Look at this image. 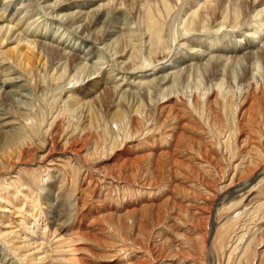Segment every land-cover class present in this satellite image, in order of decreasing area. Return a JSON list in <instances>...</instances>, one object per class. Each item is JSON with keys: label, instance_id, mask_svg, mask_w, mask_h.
Instances as JSON below:
<instances>
[{"label": "rangeland", "instance_id": "rangeland-1", "mask_svg": "<svg viewBox=\"0 0 264 264\" xmlns=\"http://www.w3.org/2000/svg\"><path fill=\"white\" fill-rule=\"evenodd\" d=\"M43 1L0 0V15H12V17L16 15V20L20 17V25H23V21L26 23L44 19L51 21L52 13L49 14V8L44 9L46 6L43 5ZM81 1L102 2V0H62L59 4L70 5ZM197 1L198 3L205 2V4H208L210 0ZM238 1L237 4H239ZM247 1L249 2V0ZM140 3H142L140 0L109 1V5L113 9L126 11L133 22H136L138 16H140V9H142ZM42 5L44 8L41 7ZM22 7L27 12H22L19 15L17 12ZM177 7L173 6V9L175 10ZM219 7L216 6L214 11L209 12L207 15V18H209L208 25L214 27L218 22L217 20H221L222 13ZM1 8L4 9L1 10ZM254 13L255 11L252 9L250 12L252 21L257 19V16L256 19L254 18ZM182 17L184 19L188 18L183 13L181 14ZM176 22L178 23V21ZM243 28L245 29V26L242 29L239 28V30L236 27H231L232 30L226 27V30L224 29L216 34L213 30L212 33H208L201 30L200 26H195V29L190 27L191 30L185 33L182 31L183 27L179 24L177 30L182 31L181 37L170 43L165 51L166 56H160L151 64L156 66L154 68L155 76L159 78L164 75L163 72L170 71V69L175 70L176 67L174 66L183 69L186 66L195 64L202 68L200 64H205L207 57L211 55V53H207V50L203 52L202 47H198L197 50L193 48L199 55L195 60L182 61L176 54L179 51L187 52L185 45H180L184 42V40L182 41L183 38L192 42L194 36L196 38L200 35L204 36L203 33H207L203 41L208 39V36L210 39L211 37L216 39L220 37L229 38V41L234 43L236 47L235 53H238L237 55L240 57L247 56L252 51L264 52L262 42L252 41L253 46L251 49L247 47L249 34L244 33ZM54 29L51 27L48 32ZM60 29L61 27L57 30ZM57 30L52 33V38L58 35ZM238 35L242 37L238 38ZM215 38L212 39L216 41ZM12 44H3L0 50L4 51L7 47H13L14 44ZM95 50H98L96 45ZM98 52H100V61L97 64L99 75L105 73L108 69L114 70L111 77L122 72L127 77L143 75V73H140L137 64H133L132 69L118 71L116 60H112V57L109 58L100 50ZM96 55H99V53ZM215 55H218V53ZM227 56V58H230L229 55ZM86 58L90 60L91 54H87ZM185 59L187 58L185 57ZM10 64L14 67L11 62ZM163 67L164 69L159 73L158 70ZM259 67V69L255 67L257 71L254 66L247 65L245 61H242L240 66H236L233 72H230L229 79L223 77L225 72L220 69L217 72L215 71L216 75L218 74L216 80L202 72L200 75L202 84L198 82L197 88L192 85V78L190 79V77L188 83H186L188 84L187 87L181 84L177 85L174 89L177 97L181 95L180 97L187 104L186 107L191 110L190 103L194 94L202 92L209 97L216 91L215 83L220 82L222 88L232 94L234 105L233 108L225 109L226 113L220 107L218 109L219 117L216 119H213L211 112L206 114L201 110L192 109L190 112L184 113L183 118L178 121L170 115H166V106L171 101L163 104V106L161 102L154 100L153 104L148 103L149 115L146 110H142L140 115H135L138 122H134L133 117L129 116L123 122L121 121V124H114L107 120L105 113L111 111L110 101L103 106L104 108L95 104V98L99 92L95 91L92 82H87L88 78L85 80L80 78L76 83L68 85H65L66 82L61 83V81L59 85H64L62 89L55 88L53 82L49 79L41 86L39 83V70L34 69L29 76L23 77L25 87L13 96V107L12 104L8 107L5 106V109L9 110L10 125L15 131L18 130L16 132L18 143L15 145L22 149L24 153L29 152V155L25 153L26 156L22 158L23 163L13 164L10 161L7 163L4 151H9V149L13 153L16 151H14L12 145L8 149H4L7 144L0 141V195L5 192L10 193L12 190H22L27 186L35 191L40 189L39 194L42 196L44 193L42 188L50 183L47 175L49 174L48 176L51 177L56 170L59 173L61 171L65 172L66 174L63 173L64 176L60 180L63 179L61 180V182L63 181L61 183L63 185L62 193L64 195L68 193L67 196L73 210L70 215L72 225L74 223L73 227L81 226L85 222H90L92 225L91 230L81 231L84 232L81 235L82 238L84 236V240L76 245V247L88 249V251L84 250L78 255L82 260L81 264H213L214 262V264H232L233 262L235 264L236 257L230 256V259L227 260L222 251L225 250L222 249L225 247L226 250H229L228 253L232 251V248H227L228 236L234 234L231 236L233 240H230V244L233 243L234 239H242L243 236L244 240L242 239L241 245L244 247L245 240H248L247 237H250L252 232L254 237L251 246L254 252L249 250L248 258L250 261L248 264H264V259L263 261L259 260V262L258 257L255 256L264 249V243L259 246L260 238L264 236V207L259 204L262 201L264 202V174H259V170L264 168V135L254 131L249 136H245L244 133L242 135L240 132L230 133L232 132L230 131L232 122L238 118L240 109L238 104L244 93L250 88L249 86L257 82V89L264 88V67L261 64ZM120 68L122 67L120 66ZM152 76L149 75L147 78ZM118 78L113 80L109 78V81L107 80L109 87L107 86V88L113 89V82ZM2 87L4 88V86ZM136 90L140 91L138 88ZM71 96L78 97L81 104H85L84 102L87 101L91 102L93 110H90V113L91 116L95 115L96 117L94 116V119L89 118L86 104L77 111L70 112L72 108L69 107L70 103L67 102L71 100ZM136 101V97L134 100L129 98V105H135ZM249 101L250 99L246 102ZM180 104L177 99V105L183 110V105ZM19 111L23 113V117H19ZM206 115L208 123L205 120ZM221 120L223 127L221 126ZM86 123H91V126L90 130L84 132L81 128ZM182 123L188 125L183 129L186 136H189V140L174 149L177 142L175 140L173 142V133L170 131ZM259 123L260 119L257 118V125ZM239 124L240 121L237 122V125ZM251 125L254 126L255 124ZM217 143L222 145L218 147ZM223 144H228L230 149H224L223 146L225 145ZM241 144L246 145V148H240ZM46 153H50L53 167L46 168L43 166L40 157ZM25 161L27 163H24ZM54 165H56L55 169ZM10 167L13 169L11 170ZM16 168H18L19 173H17ZM13 174L15 175L13 176ZM9 181L14 185V189L13 187L12 189L8 188ZM230 182H233V184L231 183L233 186ZM27 183L29 186L26 185ZM226 185H229L228 189H224ZM162 187L165 188L164 191L160 190ZM158 189L159 193L162 192L161 194L156 192ZM222 199L223 204H221ZM206 206L207 208H205ZM195 208L197 210L200 208L211 210H208V213L207 211L202 212L201 217L198 218V212ZM88 212L92 217L86 219L84 215ZM233 214L238 218L237 224L233 226L232 231L230 230L231 233L226 236V242L221 243L217 240L218 234L215 233L213 237L212 230L213 228L218 229L221 224L226 222L227 218L233 217ZM219 222L220 224H218ZM236 227L239 228V231L236 230ZM81 232L79 230L80 234ZM86 232L89 234L86 235ZM174 245L180 246L175 247Z\"/></svg>", "mask_w": 264, "mask_h": 264}, {"label": "bare ground", "instance_id": "bare-ground-1", "mask_svg": "<svg viewBox=\"0 0 264 264\" xmlns=\"http://www.w3.org/2000/svg\"><path fill=\"white\" fill-rule=\"evenodd\" d=\"M61 1L62 0L43 1V5L46 7L44 8L43 5L41 7L44 9L49 8V14L52 13L51 21L48 19L34 21L33 23H26L23 21V25H20V17L16 20V15L14 17H12V15H0V49H2L1 46H3V44H14L13 47H7L4 51L0 50V141H3V144H7L4 149H8V147L12 145L14 147V151H16L14 153L10 149L9 151H4L7 163H9V161L13 164H20V162L23 163L22 158L29 153L26 151L25 154L22 149L15 145L18 143L16 136V132H18V130L15 131V129L10 125L11 121L9 120L10 117H8L9 110L5 109V106L8 107L12 104L13 96L24 89L25 84L23 83V79L33 73L34 69L39 70V83L41 86H43L45 81L49 79L53 82L55 88L62 89L64 85H59L61 81V83L66 82L65 85H68L76 83L80 78L83 80L88 78L87 82H92L94 88L96 89L95 91L99 92L98 96L95 98V104L104 108L103 106L110 101L111 111L107 112V114L105 113V115H107V120L111 123L113 122L114 124H121V121L123 122V120H126L129 116L133 117V121L136 122L137 118L135 115H140L142 110H146V113L148 114V103L153 104L154 100L161 102L162 105L171 101V103L166 106V115H170L178 121L183 118L184 113L190 112L192 109L196 111L201 110V112H205L206 114L211 112L213 119H216L219 117L218 109L220 107H222L223 112L226 113L227 111H225V109L233 108L234 105L232 94L230 91L224 90L220 82L215 83L216 91L209 97L202 92L194 94L190 103L192 108L191 110L186 107L187 104L184 100H182L180 97L181 95L177 97L175 92L176 90L174 91L177 85L181 84L187 87L188 84L186 83H188L187 81L190 77V79L192 78V85L197 88L202 72L209 75L210 78H214L216 80L218 75H216V72L220 69L225 72L223 77H225V79H229L231 76L230 72H233V69L236 66H240L242 61H245L247 65L251 64L252 67L254 66V69H259L260 64L264 67L263 51L254 52L251 50V54L240 57L237 55L238 53H235L236 47L234 46V43L229 41V38L225 37V39L220 37L216 39L215 37H211L210 39L208 36V39L203 41V38H206L205 34L207 33H203L204 36L200 35L197 38L194 36L192 42L183 38L182 41L184 40V42L180 45H185V50L187 52L179 51V53L176 54L179 59H182V61H190L191 59L195 60L198 58L197 56H199L195 51L198 47H202L203 52L207 50V53H211V55L207 57L205 64H200L202 65V68L201 66L198 67L195 64L186 66L183 69L178 66H174L176 67L174 68L175 70L170 69V71L163 72L164 75L158 78L155 76L156 72H154V68L156 66L151 65L156 59H159L160 56H166V49L170 43H173L181 37L182 31L186 33L188 30H191L190 27H194L195 29V26H200L201 30L208 33H212L213 30L216 34L217 32H222L224 29L226 30V27H229L230 29L231 27H236L239 30V28L242 29V27L245 26V29L243 28L244 33L249 34L247 40L248 48L251 49L253 46L252 41H257L258 43L262 42L264 44V0H249V2L247 0H224V2L223 0H210L208 1V4H205V2L198 3L197 0H140L142 2L140 3L142 9H140V16H138V20L136 22H133V19L126 11L113 9L109 5L110 0H102L101 3L81 1L70 5L59 4ZM237 1L239 4H237ZM173 6L178 7L174 10ZM216 6H220L219 8L221 10L222 17L220 18L221 20H217V23L215 22L216 24L213 27L208 25L209 18H207V15L209 12H213ZM3 9L4 8H1V10ZM252 9L255 11V15L253 14L255 19L257 16V19H254L255 21H252V15L250 14ZM22 12H27V10L22 7V9H20L17 13L20 15ZM182 13L184 15L186 14L188 18H181ZM176 21H178V23ZM179 24L183 27L182 31L177 30V26ZM31 25L33 26L31 27ZM133 25L135 26L133 27ZM51 27L55 29L48 32ZM60 27L61 29L58 31L57 29ZM56 30L59 33L56 37L53 36L52 38V33ZM239 37L242 36L238 35V38ZM212 38H215L216 41ZM76 42L77 45L75 46ZM95 45L98 47V50H95ZM99 50L106 54L109 58L112 57V60L117 61L118 71H126V69H130L134 66L133 64H137L139 71H141L140 73H143V75H131L127 77V75H124L122 72L117 76L111 77V74H114V70L112 71L109 69L105 71V73L103 72L99 75L100 73L97 68V64L100 61ZM199 50L201 49L199 48ZM97 53H99V55H96ZM216 53H218V55H215ZM87 54H91L90 60L86 58ZM227 55H229L233 61L230 58H227ZM185 57L187 59H185ZM10 62L14 65V67L10 64ZM173 62L175 61L173 60ZM36 65L38 66L35 68ZM120 66L122 68H120ZM163 69L164 67L160 68L158 72L160 71L159 73H161ZM148 71L150 73H147ZM244 72L246 73V71ZM149 75L153 76L147 78ZM117 77L119 78L117 79L118 81L116 80L113 82V89L107 88V80L109 78L113 80ZM256 83L251 84L250 86L248 85L250 88L246 91V93H244L240 103L238 104L240 108L238 118L235 120L233 118L234 121L232 122L230 128V131L232 132L230 133L236 134V132H240L242 135L244 133L245 136H249L250 133L254 131L255 133L264 135V88L257 89ZM2 86H4V88ZM104 86L106 87L104 88ZM136 88L140 89L142 92L140 93V91L136 90ZM174 95H176V97H174ZM71 97V100L67 102L70 103L69 107L72 108L70 109V112L73 113L86 104L85 107L89 113V118L94 119L93 117L95 115L91 116L90 113L93 110V104L91 102L87 101L84 102L85 104H81V100L78 97ZM135 97L137 99V103L135 105H129V98L134 100ZM177 99L180 101V105H183V110H181L179 105H177ZM249 99L250 101L246 102ZM11 106L13 107V104ZM12 107L10 108L12 109ZM181 113L183 114L181 115ZM18 115L19 117H23V113L21 112L18 113ZM207 118L208 117L206 115L205 120L208 123ZM257 118L260 119V123L258 125ZM200 120L202 121V118ZM239 121L241 125H237V122ZM90 124L91 123H86L81 130L84 132L86 130H90ZM251 124L255 125L253 126ZM222 125L223 123L221 120V126ZM185 126L188 127L187 124L182 123L170 131L173 133V142H177L175 146L172 143L174 149H177L180 144L185 141L188 142L189 140V136H186V133H184L183 128ZM19 131L21 132V130ZM221 145L220 143H217L218 147ZM223 145H225L223 146L224 149H230L228 144ZM241 147L246 148V145L241 144L240 148ZM49 154L46 153L40 157L43 166L46 168L52 166V159ZM24 159L26 160V157ZM7 163L6 165H8ZM24 163L27 162L25 161ZM55 166L56 165H54V169L56 168ZM15 167L17 166L15 165ZM18 168L16 169L18 170ZM263 169L259 170V174H264ZM56 171L53 175H51V177L48 176L49 174L47 175L50 183L47 184L45 188L41 187L42 191H44L42 196L39 194L40 189L35 191L25 185V187L23 186V189L21 188L22 190H12L10 193L3 191L5 193L0 195V264H81L82 260L78 255L84 250L88 251V249L86 250L84 248L76 247V245H79L81 241L84 240V236L83 238L81 237L84 232L81 231L91 230L90 227H92V225L90 222H85L81 226L79 225L75 228L73 227L74 223L72 225L70 219V215L73 210L69 202V197L67 196L68 193L66 191L65 193L67 194L64 195L62 193L63 185L61 183L63 181L61 182V180L63 179L60 180V178L64 176L63 173L65 172L61 171L62 173H59ZM17 173H19V170ZM14 175L15 174H13V176ZM9 182L8 188L12 189L13 187L14 189V185L11 181ZM231 183L233 184V182H230V184ZM26 185L29 186L28 183ZM228 188L229 185L224 187V189ZM160 190L164 191L165 188L162 187ZM158 191L159 189L156 192L159 193L160 191ZM156 192L154 193L157 194ZM221 204H223V199ZM259 204L264 207L263 201ZM205 208H207V206ZM195 210L197 209L195 208ZM198 210L197 217L199 218V216L201 217L202 212L207 211L208 213V210L211 209L206 210L203 208L202 210V208H200ZM84 217L88 219L92 217V215L88 212L84 215ZM202 219L203 218H201V220ZM237 219V216L235 217L234 215L233 217L227 218L226 222L221 224L218 229L213 228V237L216 233L218 234V241L221 243L223 241L226 242V236L231 233V229L237 224ZM214 221L217 222L216 220ZM248 222L250 223V221ZM218 224H220V222ZM237 229L239 231V228L236 227V230ZM79 230L81 234L79 233ZM88 234L89 233L86 235ZM233 235L231 234V236ZM231 236H228L227 240L229 239V242L226 243L227 248H232V251L228 253L229 250H226V247L222 248L225 249L222 251L224 252V255H226L227 260L230 259V256H235V264H248L250 261L248 258V252L249 250L253 251L251 245L254 233L252 232L251 236L248 235L250 237H247V241L245 240V243L243 244L244 247L241 245V242L244 240L243 236V240L234 239L233 243L230 244L233 240ZM235 236L237 237V235ZM263 243L264 236L263 238H260L259 246ZM232 245L234 246L232 247ZM255 256L258 257V261H263L264 249Z\"/></svg>", "mask_w": 264, "mask_h": 264}]
</instances>
